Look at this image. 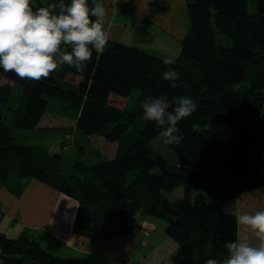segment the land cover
<instances>
[{
  "label": "trees",
  "instance_id": "obj_1",
  "mask_svg": "<svg viewBox=\"0 0 264 264\" xmlns=\"http://www.w3.org/2000/svg\"><path fill=\"white\" fill-rule=\"evenodd\" d=\"M185 1L189 28L172 65L141 47L108 41L103 52L93 50L83 72L64 65L37 82L0 68V105L8 102L12 86L21 90L16 116L6 122L0 115V183L18 195L34 178L73 198L74 230L90 239L132 235L143 214L162 218L178 244L173 264H206L225 259V242L237 237V215L224 210L223 202L264 187V0ZM94 2L103 5L88 0L90 8ZM60 3L71 0H31L34 10ZM169 69L180 74L176 87L163 79ZM132 95L136 101L128 107ZM162 96L169 111L180 97L197 105L176 125L183 135L179 145L164 144L163 129L144 118L143 102ZM50 100L72 115L51 110ZM139 115L144 121L136 136L124 143ZM65 116L83 135L96 136L102 148V158L74 163L73 173L63 168L60 152L23 144L13 132L32 129L44 117L46 129L68 128ZM152 139L175 158L155 152ZM180 185L182 196L169 199L166 193ZM195 187L200 190L194 193ZM218 189L216 201L209 202L206 194ZM0 259V264H88L48 251L27 231L15 237L0 231Z\"/></svg>",
  "mask_w": 264,
  "mask_h": 264
},
{
  "label": "clouds",
  "instance_id": "obj_2",
  "mask_svg": "<svg viewBox=\"0 0 264 264\" xmlns=\"http://www.w3.org/2000/svg\"><path fill=\"white\" fill-rule=\"evenodd\" d=\"M106 15L101 3L94 2L90 8L88 0H71L67 6L60 3L35 10L31 0H0V68L21 80L37 82L64 65L83 72L92 60L93 50L103 52L109 41ZM163 63L172 65L175 60L165 57ZM179 75L169 69L163 79L176 87ZM141 107L144 118L163 129L159 137L168 145L181 143L183 135L177 134L176 125L197 109L190 97H180L169 111L166 96L145 100ZM236 223L243 230L235 240L225 242L227 257L222 261L208 259L206 264H264V209L241 213L236 216Z\"/></svg>",
  "mask_w": 264,
  "mask_h": 264
},
{
  "label": "crops",
  "instance_id": "obj_3",
  "mask_svg": "<svg viewBox=\"0 0 264 264\" xmlns=\"http://www.w3.org/2000/svg\"><path fill=\"white\" fill-rule=\"evenodd\" d=\"M100 1L107 13L105 30L109 33V41L122 42L145 50L152 47L149 42L155 44L158 48L160 42L167 49L170 46V40L181 42L189 28L185 0ZM160 37H164V39L160 40ZM168 51H172L171 48H168ZM171 55L173 54L165 57L175 58V55ZM32 185L39 186V192L36 191L33 195V198L38 197V201H35L36 203L28 209L21 220L18 219L21 208L19 202L18 207L15 205V216H11V212H7L13 211L10 210V207L17 195L0 183V231L7 236L15 237L23 232V229H27V232L48 251L63 256L82 257L86 259L88 264H90L89 257H95L111 264L120 260V252L117 249H111L112 246L128 242L129 239L120 238V236H133V243L125 249L128 253L133 251L135 245L139 246L141 253H145L146 250L152 248L146 246V241L157 234L158 226L155 219L143 216L137 231L132 235L90 239L74 230L77 202L73 198L34 178L26 180L24 188L26 189L27 186L31 188ZM222 207L224 210L233 212L236 215L264 209V187L239 192L225 200ZM1 220H4V224ZM242 230V226L237 224V234ZM16 232L18 234L14 235ZM94 240H105L104 244H107L110 249L105 254H100L96 250L97 243H93ZM255 242L253 238V243ZM167 243L169 244L167 254L158 259L153 257L147 263L144 258V264H171V255L176 251L177 246L172 241ZM154 250L155 248H152V251ZM125 260L122 264H129V262L126 263L128 260Z\"/></svg>",
  "mask_w": 264,
  "mask_h": 264
},
{
  "label": "rangeland",
  "instance_id": "obj_4",
  "mask_svg": "<svg viewBox=\"0 0 264 264\" xmlns=\"http://www.w3.org/2000/svg\"><path fill=\"white\" fill-rule=\"evenodd\" d=\"M186 2V1H185ZM187 7V6H186ZM151 30V29H148ZM147 30V31H148ZM220 36H223L219 34ZM160 40H163L164 37H160ZM170 46L168 48H171L172 51H168V48L166 49V46L162 45L160 42L159 48L153 44H149L152 46L149 49H146L147 51L154 53L156 55H159L161 57H165L167 55L173 54L171 56H178L181 50V42L179 40H170L169 41ZM228 43V42H227ZM174 50V52H173ZM177 54V55H176ZM173 58V57H172ZM20 87L18 85L12 86V90L9 95V100L6 104L0 105V115L3 116V119L6 122H10V119H13L16 116V110L20 106ZM125 99L121 101V105L124 102ZM135 95L127 99L126 106L130 107L135 103ZM49 105L51 106L50 109L54 111H58V113L62 114L65 113L66 116L72 115V110L65 107L64 105L54 102L53 100L49 101ZM123 106V105H122ZM51 113V112H50ZM64 117L68 123H71V126L68 128H57V129H46L45 124L47 119L44 117L43 121H40L34 128L32 129H15L13 132L18 137V140L23 144H30V145H41L46 147L49 150L60 152L63 155V168L68 173H73L75 171L74 169V163L83 161L85 163H93L100 158V152L101 146L99 142L97 141L96 136H85L82 133L79 132V130L74 126V123L71 119ZM143 117L141 115L137 116L135 122L133 123L132 127L126 132L124 135L123 142H129L134 135L136 136V129L139 127V125L143 122ZM131 136V137H130ZM151 147L155 152H160L163 154L168 160H173L175 158L174 152L166 145L158 141L157 139H152L150 141ZM27 186L26 189H22V191L16 196L13 204L10 207V210L13 211H7L8 213L11 212V216L16 215V207H18V202L21 205L20 213L18 215V219H23L28 209L31 208V206L36 203L35 201H38L37 198H33L34 193L37 191L39 192V186L32 185ZM182 190L183 186L180 185L177 188L172 189L171 191H168L166 194L169 199L175 200L176 198H179L182 196ZM199 187L193 188V192L199 191ZM219 189L216 193H207L206 199L209 202L216 201L217 193H219ZM43 192V191H42ZM7 206V205H6ZM5 206V207H6ZM8 208V207H7ZM145 217H151L155 219L158 231L157 234L153 235L154 237L148 238L146 241V246H150L152 248H155L154 251H152V248H149L145 251V253H141L139 251V246L135 245L133 247V251L131 253H128L125 249L127 246L131 245L133 242V236H120V238L129 239L128 242H124L121 244H118L117 246H112L111 249H117L120 253V260L116 261V263L113 264H122L125 259L129 262V264H144V258L146 260V263L149 262L153 257L159 258L165 254H167V249L169 248L168 241H172V243H175L176 246H178L177 242L165 231L166 226V220L162 218H158L156 216H153L151 214H143L141 218ZM2 224H4V220H1ZM22 231H28L27 229H23ZM29 233V232H28ZM18 234L17 232L14 233V235ZM142 241L140 240V243ZM93 243H97L96 250L100 252V254H105L107 250L110 249V247L105 243V240H94ZM177 248V247H176ZM63 256V255H61ZM67 256V255H66ZM126 261V260H125ZM124 261V262H125ZM1 262V259H0ZM89 263L90 264H111L109 262L101 261L95 257H89ZM170 263L173 264V262L170 260ZM24 264H28L25 263Z\"/></svg>",
  "mask_w": 264,
  "mask_h": 264
}]
</instances>
